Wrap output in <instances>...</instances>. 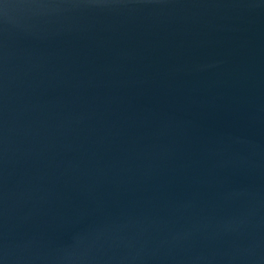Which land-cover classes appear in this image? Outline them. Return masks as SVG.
I'll return each mask as SVG.
<instances>
[{"label":"water","instance_id":"obj_1","mask_svg":"<svg viewBox=\"0 0 264 264\" xmlns=\"http://www.w3.org/2000/svg\"><path fill=\"white\" fill-rule=\"evenodd\" d=\"M0 264H264V0H0Z\"/></svg>","mask_w":264,"mask_h":264}]
</instances>
